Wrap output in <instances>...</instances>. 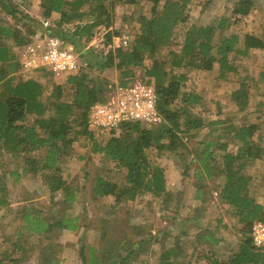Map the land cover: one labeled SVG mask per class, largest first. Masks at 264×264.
I'll list each match as a JSON object with an SVG mask.
<instances>
[{
	"label": "trees",
	"instance_id": "obj_1",
	"mask_svg": "<svg viewBox=\"0 0 264 264\" xmlns=\"http://www.w3.org/2000/svg\"><path fill=\"white\" fill-rule=\"evenodd\" d=\"M211 1L205 0L198 14H202ZM142 2L145 12L137 18L138 31L135 39L127 50H116L113 57L109 54L101 65V71L112 68L115 58L118 57L119 61L115 64L119 72L117 85L125 87L136 78L152 85L155 89V108L161 120L152 125L126 123L119 128L118 135H115V131L104 130L110 136L103 143L91 141L92 154L106 158L114 164L115 169L125 170L122 190L116 191L115 183L108 178H95L92 195L98 199L113 198V210L119 204L131 202L144 194L162 198L165 204H169L170 198H173V194L166 191L163 172L149 163L146 151L153 148L169 154H177L179 150L182 153L188 152V146L182 143L179 134L198 132L202 128V121L192 115V110L201 105L202 95L182 90L183 84L188 80L187 73L210 72L216 65L218 79L224 80L234 71L229 55L246 57L249 50H264V36L260 38L252 32L227 31L232 25L244 21L253 8L257 7L253 0H234L229 6V15L225 14L208 25H199V19L191 16V12L195 10L190 8L192 0H40L41 16L46 20L56 14L58 18L46 26L39 23V30L49 37L58 38L64 46L77 49L82 38L87 43L91 41L95 29H109L112 26L114 9L117 6H128L134 10L141 8L139 5ZM27 3L30 0H0V11L15 22V27L0 24V158L3 155L15 160L20 157L19 163L21 162L20 167L24 173L33 176L40 174L42 180L47 178L43 181L47 191L54 194L53 198L61 195L62 202L70 206L76 200V193L60 175L59 156L69 148L76 136H89L88 108L104 99L107 85L103 80H91L88 72L79 70L64 78L63 83L73 93L71 101H63V87L54 84L44 103L40 100L43 94L41 84L33 80L15 82L12 74L18 64L4 41H12L19 51L32 42L35 35L33 29L30 30L32 24H22L26 33H21L19 26H16L28 18L19 10V6ZM124 19L126 15L120 16L121 21ZM217 31H225V34L215 37ZM112 35V32H108L106 38L110 39ZM164 49L167 51V59L160 61L157 54ZM89 57L87 55L85 58ZM145 58L151 60L149 67L143 64ZM91 67L87 63V68ZM138 70H141L140 77H137ZM260 76L264 79V74ZM246 80V77H241L238 89L230 94L240 112L245 111L248 105ZM28 118H31L29 124ZM180 119H183L182 126ZM244 119L237 125L227 120L229 124L223 128L224 133L217 136L220 138L223 135L229 142L231 140L233 146L227 140L221 144L210 140L206 142L201 153L204 174L199 173V176L204 175L210 180L215 175L220 180L217 198L237 218L242 225L241 232L246 234V238L238 243L237 250L225 256H217L209 248L221 242L212 232L204 230L195 234L197 243L194 248L198 249L196 256H200L207 264H264V247H254L251 237H247L251 225L264 222V204L250 195L248 185L251 179L242 173L253 160L261 157L264 149L255 137L256 124L246 123ZM224 122L217 120L207 125L221 126ZM42 149L45 153L43 159L28 156ZM217 151L222 153L218 164L220 166L214 167ZM212 163L213 166H210ZM4 164L0 159L1 169ZM47 173L50 175L46 176ZM8 174L15 177L13 184L18 182L16 172ZM9 193L7 187L0 185L1 206L7 205L5 200ZM200 195L202 197V190L195 188V199L200 200ZM16 213H20L19 217L25 229L37 235H50L61 230L73 232L79 228V219L72 212L63 218L46 221L38 213H29L22 204L16 208ZM32 220L35 222H31ZM127 225L128 223L116 221V218L109 221L102 217L96 226L99 231L96 249L89 248V258L82 257V263L126 264L137 258V252L146 253L147 250H142V246L150 244L153 238L156 242L155 237L149 235L146 238L148 241L142 238L133 240L134 235L145 233L144 227ZM179 242L180 238L176 237L169 246L162 248L157 264H195L189 260L184 261L185 250ZM80 249L83 254V249ZM47 251L51 252L50 256ZM56 255L57 252L53 253L50 246L42 247L39 254L41 264H58V261L52 259ZM19 262L20 258L11 253L0 252V264Z\"/></svg>",
	"mask_w": 264,
	"mask_h": 264
},
{
	"label": "rangeland",
	"instance_id": "obj_2",
	"mask_svg": "<svg viewBox=\"0 0 264 264\" xmlns=\"http://www.w3.org/2000/svg\"><path fill=\"white\" fill-rule=\"evenodd\" d=\"M233 1L212 0L204 12L198 14L205 0H192L190 8L195 10L191 12V16L199 19V25L212 24L225 14L229 15V6ZM253 1L256 2L257 7L253 8L254 10L244 21L232 25L227 30L229 33L252 32L260 38L264 36V0ZM143 2L139 5L141 8L134 10L128 6H117L114 9V19L112 20L114 23L109 29L104 27L95 29L90 42L87 43L82 38L77 49H73L80 60V71L88 72L91 80H103L106 82V88L117 85L119 72L116 70L115 64L119 61L118 57L115 58V64L110 69L101 71V65L109 54L113 57L117 53L116 50L121 52L127 50L131 41L135 39L138 31L137 18L139 14L145 12L142 8ZM39 4L40 0H30V3L19 6V10L28 16V20L22 21L21 25H16L19 26L18 29L21 30V33H26L22 24H32L33 27L31 26L30 30L34 31L35 35L32 37L34 39L43 38L46 35L39 30V23L46 26L58 18L56 14H52L50 19L45 20L41 16ZM122 15H126V19L123 21L120 20ZM0 24L15 27L14 20L5 16L1 11ZM108 32L114 34L110 39L106 38ZM218 34L223 35L225 31H217L215 37ZM122 36L128 38L126 46L121 45L120 48L115 49L114 39ZM90 43L91 46L87 49L86 46ZM4 44L10 48L15 56L14 60L18 64V68L12 74L15 82L33 80L41 84L43 94L40 100L44 103L48 99L53 85L60 84L63 87L61 99L65 102L71 101L72 90L63 83L65 76L69 74H54L45 68L25 70L21 62L22 52L26 46L19 51L10 40H5ZM166 52L165 49L160 51L157 54V59L166 60ZM87 55L90 56L89 59L85 58ZM229 60L230 63L232 62L234 71L229 73L224 80L218 79L216 65L210 72L189 71L187 73L188 80L183 84L182 90L202 95L201 105L192 110V115L199 118L203 124L198 132L179 134L182 143L188 146L189 151L182 153L179 150L177 154L156 151L153 148L146 151L149 163L163 172L166 191L173 194L169 204H165L162 198H153L144 194L131 202L119 204L113 210L111 209L113 198H95L92 192L96 177L108 178L115 183L116 191L122 190L125 183V170L123 168L115 169L112 162L101 155L91 153V141L103 143L110 135L108 131L93 129L88 124L87 133L89 136H76L69 148L59 156L60 175L76 193V200L70 206L62 202L61 195L53 198L54 194L47 191L45 182L43 183L47 178L42 180L40 174L33 176L24 173L20 167V157L15 160L8 155H3L0 159L5 164L2 169L0 168V180L3 179L0 181V185L7 187L10 193L5 200L7 205H0V252L5 251L20 258L19 264H41L40 250L44 246H50L53 253L57 252L58 254L52 257L53 260L58 261V264H83L82 257L89 258V248L96 249L99 240V231L96 226L102 217L109 221L116 218V221L128 223L127 226L144 227L145 233L139 236L134 235L133 240L142 238L148 241L146 238L149 235L155 237L156 242L153 238L150 244L142 246L141 249H146V253L137 252V258L131 259L126 264H157V257L162 248L169 246L171 240L176 237L180 238L179 244L185 250L184 261L207 264L200 256H196L198 249L194 248L197 243L195 234L204 230H209L221 240L218 245L209 247L217 256H225L231 251L237 250L238 243L246 238V234L241 232L242 225L237 218L232 216L227 206H222L217 198L218 181L220 180L215 175L210 180L204 175L199 176V173L204 174L200 160L203 158H201V153L206 142L211 140L221 144L227 140L223 135L220 138L217 137L224 133L225 129L223 128L229 124L227 120H231L234 125L240 123L244 118L246 123H255L257 126L255 137L258 138L256 140L264 149V79L260 76L264 74V50H251L246 58L232 54L229 55ZM87 63L92 65L90 69L87 68ZM143 64L145 67H149L151 60L145 58ZM140 71L136 72L137 77L140 75ZM241 77L247 78L245 82L248 90V105L243 112L238 111L234 102L230 100V94L238 89ZM30 120L31 118H28V124ZM217 120L225 122L221 126L207 125ZM179 123L182 126L183 119H180ZM114 133L118 135L120 129ZM226 142L231 143V140ZM229 145L233 146L232 143ZM216 153L214 167L220 166L218 164H220V155L222 154L220 151ZM44 155V149H42L28 156L43 159ZM210 166H213V163ZM9 172H16L18 182L13 184L15 177L9 176ZM242 173L251 179L248 185L250 195L257 202L264 204V152L259 159L253 160L246 166ZM49 175V173L46 174V176ZM197 187L202 190L203 194L202 197L200 195V200L194 197V190ZM22 204L29 213L35 215L38 213L46 221L52 218H63L72 212L73 216H77L79 219V228L73 232L55 231L50 235H37L29 232L21 223L20 213H16V208ZM217 219H220L219 223ZM223 225L225 228H222ZM250 230L251 228L247 237H251ZM80 248L83 249V254L80 253ZM47 253L49 256L51 255V252L47 251Z\"/></svg>",
	"mask_w": 264,
	"mask_h": 264
},
{
	"label": "built area",
	"instance_id": "obj_3",
	"mask_svg": "<svg viewBox=\"0 0 264 264\" xmlns=\"http://www.w3.org/2000/svg\"><path fill=\"white\" fill-rule=\"evenodd\" d=\"M114 47L126 46L128 38L114 39ZM120 43V44H118ZM91 43L86 46L88 49ZM97 48V46H95ZM22 66L25 70L48 69L54 74H74L80 70L78 55L70 46L55 37L44 35L32 38L22 52ZM104 101L91 104L87 111V124L93 129L117 131L126 123L152 125L161 118L155 108V89L136 78L125 87L119 85L107 88ZM253 246L264 247V222H256L250 230Z\"/></svg>",
	"mask_w": 264,
	"mask_h": 264
},
{
	"label": "crops",
	"instance_id": "obj_4",
	"mask_svg": "<svg viewBox=\"0 0 264 264\" xmlns=\"http://www.w3.org/2000/svg\"><path fill=\"white\" fill-rule=\"evenodd\" d=\"M252 50H255V49H252ZM251 50H249V52H250ZM249 52H248V54H249ZM248 54H247V56H248ZM246 56V57H247ZM246 57H243V58H246ZM214 68V67H213ZM231 97V96H230ZM230 100H231V98H230ZM232 101V100H231ZM233 102V101H232ZM235 104V103H234ZM22 225V224H21Z\"/></svg>",
	"mask_w": 264,
	"mask_h": 264
}]
</instances>
